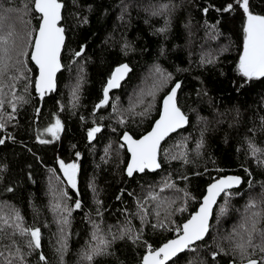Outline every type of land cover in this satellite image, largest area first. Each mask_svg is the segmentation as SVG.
Masks as SVG:
<instances>
[{
  "label": "snow or ice",
  "instance_id": "snow-or-ice-1",
  "mask_svg": "<svg viewBox=\"0 0 264 264\" xmlns=\"http://www.w3.org/2000/svg\"><path fill=\"white\" fill-rule=\"evenodd\" d=\"M76 3V0H73ZM130 4H125L121 0L120 15L118 20L124 21L128 14ZM181 5L174 0H156L155 3L139 4L147 18L145 24L153 17L160 18L163 23L158 28H153V34L167 38V34L172 29L173 16ZM63 0H0V131L7 132L11 124L17 127V115L19 110L32 102L31 89L41 101L57 88V73L64 67L62 63V50L66 46V27L63 11L65 9ZM213 6L209 4L202 11L207 14ZM219 13L238 12L241 17L242 48L238 52V59L235 61L234 71L245 81H253L264 78V4L261 11H253L251 0H233L221 8L215 9ZM78 26L89 23L88 17L74 14ZM33 19L36 26H33ZM17 22L20 27H17ZM189 24L184 25L188 28ZM211 31L216 32V25H207ZM219 24V21H217ZM106 37L104 43L108 44ZM122 43L119 44L120 52L128 56L135 51L132 42L122 36ZM226 50V49H225ZM87 44H79L78 50H72L69 69L73 64L77 65V79L70 90L69 107L75 109L80 102V93L84 82V64L79 61L85 57ZM163 45L160 54L164 55ZM216 58L201 55L199 64L203 67L206 64L215 63ZM29 63L35 66V72ZM87 63V60H85ZM178 71L181 69H177ZM132 68L129 63L115 62V66L110 68L106 80L101 83L98 102L93 105L92 115L95 117L98 110L111 106L110 117H116L119 125L126 124L125 113L134 116L145 117L156 108L158 94L168 87L173 80L171 72L164 70L159 64H154L150 69L151 84L146 89L140 88L136 93V100L130 103L125 110L120 108V97L113 98L112 90L120 89L122 82L126 80ZM201 83H203L201 81ZM182 82L176 80L171 84L170 90L163 96L162 102L157 111L154 123L150 125V130L146 131L138 139L124 131L120 136L119 149L126 147L129 158L124 169L127 176L132 177L134 173H144L145 170L155 172L162 168L161 151L162 142L170 138V134L177 130L184 129L191 124L189 113H196L195 108L189 107L186 112L181 104L180 92ZM204 89L196 90V97L206 96ZM59 105V112L65 111V105L56 101ZM146 105V106H145ZM142 108L137 112V108ZM39 116L41 109H34ZM237 116L239 110L237 109ZM59 112L53 111L47 124L41 129H36L35 139L41 145L52 144L61 140V134L65 131V124ZM84 121L85 117H80ZM100 121L105 117L100 116ZM203 125L202 127H199ZM103 123H98L93 119L92 125L87 127L86 137L92 142L98 133H101ZM194 129L199 127V135L194 139V146L189 147V142L193 140L191 134L182 137L175 144V151L164 148L163 160L171 163L178 161L182 167L195 165L196 161L203 155L206 145L205 134L208 131L205 117L196 114V124ZM260 131L264 133V117H261ZM115 132L116 128H112ZM252 136H245L243 144L245 146L246 159L250 158L261 171H264V146L256 142V129H249ZM6 140L15 142V137L8 133L4 138H0V145ZM26 147V145H25ZM76 148V145H72ZM112 145L105 147V163L111 156ZM29 152L31 148L27 149ZM237 151H240L238 148ZM77 160L65 162L64 159L56 158L59 171L63 174V180L55 177V169L50 168L49 172L60 184H54L50 177L48 184V209L53 214V223L57 230L53 233L55 244L51 245L53 259L42 250V231L37 226L36 220L39 210L31 204L34 211V222L29 225L21 209L8 202L0 204V264H69L67 257L71 251V226L74 210L82 208L79 198L74 203H70L72 197L69 196L67 188L78 189V174L80 165L77 162L81 153L75 152ZM243 167V166H242ZM7 170L6 165H0V173ZM244 172L250 177L248 180L247 199L241 209H236L239 213V220L233 225L231 230L225 234H217L213 237L211 245L205 243L206 237L213 228L210 219L213 216V206L218 203V198L223 199V203L216 210V220L219 224L222 217L226 216L232 208V200L235 197H242L244 192L240 191L243 184L240 175H218L207 184L206 190L197 200L188 189L189 176L180 174L173 178L172 173L162 177L159 184L149 186L147 194L135 197V211L129 212L127 208L121 210L124 219L115 225L105 226L103 201L96 198L95 179H90L88 187L94 193L95 216L91 213L85 214L90 230L84 239L83 244L76 251L75 261L72 264H99L101 258H112L114 264H126L114 251L117 242L131 244L137 250L136 264H177L182 255L187 256L185 264H217L219 256H230L228 264H264V181H260V191L252 194L256 187L252 177V172L248 167H244ZM208 171L207 167L204 169ZM222 171V170H218ZM194 175H202L195 172ZM29 178L31 176L29 175ZM177 179L184 182L181 188L177 184ZM66 181L63 187L61 184ZM12 192V187L5 189ZM172 191L174 196L164 195L165 192ZM133 196V193H129ZM121 195L116 197L121 200ZM198 203V207L189 212L182 222H178L177 214L183 215L189 211V202ZM138 219L140 226L137 227L133 220ZM48 225L45 224V227ZM150 227L153 235L167 232L169 237H160L154 244L145 238V232ZM79 235V234H77ZM7 241V242H5ZM227 245V247H225ZM214 249V250H210ZM208 257H211L209 260ZM32 258V259H30Z\"/></svg>",
  "mask_w": 264,
  "mask_h": 264
},
{
  "label": "trees",
  "instance_id": "trees-1",
  "mask_svg": "<svg viewBox=\"0 0 264 264\" xmlns=\"http://www.w3.org/2000/svg\"><path fill=\"white\" fill-rule=\"evenodd\" d=\"M155 3L156 0H124L125 4H130L128 14L124 21L117 17L120 15L121 0H63L65 9L63 11L66 27V46L62 50V63L64 67L57 75V88L53 93L48 94L43 101L36 96L34 87L31 89L32 102L24 105L18 112L17 127L11 124L7 132L0 131V138H4L8 133L15 137V142L6 140L0 145V165H6L7 170L0 173V204L8 202L21 209L26 223L31 225L34 222V211L31 204L39 210L36 220L37 226L42 231V250L53 259L51 245L55 244L53 233L57 226L53 223V214L47 205L49 202L48 184L50 177L54 184H60L63 174L59 171L56 158L64 159L65 162L77 160L75 152L79 151L81 156L78 159L80 171L78 174L79 196L76 190L67 188L69 196L72 197L70 203H74L79 198L82 208L74 210L71 226V251L67 257L69 264L75 261V253L83 244L90 226L85 219L86 213L95 216L94 193L88 187L90 179H95L96 198L103 201L102 211L104 212L105 226L115 225L124 219L121 210L127 208L129 212L135 211V197L143 198L149 190V186L159 184L162 177L172 173L173 178L180 174L189 176L188 189L199 200L205 191L206 185L212 178L228 173L238 174L242 177L243 184L240 188L245 195L235 197L232 200V208L229 213L222 217L219 224L216 220V210L223 203L222 197L214 207L213 216L210 223L212 230L206 237L205 243L212 244L213 237L217 234H225L240 216L236 209H241L245 203L248 193V180L250 177L244 172V167H248L252 172L251 179L256 182V187L252 194L260 191L259 183L264 181V171H261L250 158L246 159L243 138L252 136L249 129L255 128V139L258 144L264 146V133L260 131L259 125L261 117H264V78L253 81H245L234 71L235 61L238 59V52L242 48L241 17L238 12L219 13L215 9L225 6L233 0H174L181 5L173 16L172 29L167 34V38L153 34V28H158L163 21L158 17L149 20L139 4ZM253 11L260 12L264 0H251ZM211 4L213 7L205 14L202 9ZM75 13L88 17L89 23L78 26ZM186 28L184 25L189 24ZM219 21V24H217ZM207 25H216L215 35ZM36 26V20L32 21ZM17 27H20L17 22ZM109 39L105 44L106 37ZM126 37L132 42L135 48L128 56L120 52L119 44L121 37ZM87 44L85 57L79 63L84 64V82L80 93L78 107H69L70 90L77 79V65L73 64L69 69L72 50H78L79 44ZM163 45L164 55L160 54ZM226 49V50H225ZM201 55L215 57V63L200 66ZM87 60V63H85ZM129 63L132 72L122 82L120 89L113 90V98L120 97V108L125 110L130 103L136 100V93L140 88H147L151 84L150 69L154 64H159L167 72H171L173 80L168 87L162 90L156 100V108L145 117L134 116L125 113L126 124L119 125L116 117H110L111 106L98 110V114L93 117V105L98 102L101 83L106 80L111 67L115 62ZM29 67L35 66L29 63ZM181 69V70H177ZM176 80L182 82L180 92L181 104L187 112L189 107L195 108L196 113H189L191 124L184 129L177 130L170 134L162 142L161 162L162 168L151 172L145 170L144 173H134L132 177L127 176L124 169L127 166L129 155L126 148L119 149L121 143L120 136L124 131H128L133 137L138 138L150 129V125L157 118L156 109L159 108L163 96L170 89L171 84ZM201 81L203 83H201ZM204 89L206 96L196 97V90ZM60 101L65 105V111L59 112ZM146 106V105H145ZM39 107L41 112L36 115L34 109ZM239 110V116L237 111ZM142 108L138 107L137 112ZM53 111L59 112L65 124V131L61 134V140L52 144L41 145L36 139V129L43 128ZM205 117L208 131L205 134L206 145L203 155L196 161L195 165L182 167L178 161L171 163L163 160V149L168 148L175 151V144L182 137L192 135L193 140L189 142V147L194 146V139L199 135V127L194 129L196 124V114ZM85 117L81 121L80 117ZM100 116L105 117L100 121ZM93 119L98 123H103L101 133L89 142L86 137L87 127L92 125ZM112 128H116L113 132ZM111 144V156L105 163V147ZM26 145V147H25ZM76 145V148H72ZM31 148L29 152L27 149ZM240 151H237V149ZM243 166V167H242ZM207 167L208 171L204 169ZM55 169L56 180L52 177L49 169ZM222 170V171H218ZM200 172L202 175H194ZM29 175L31 178H29ZM179 187L183 188L184 182L177 179ZM66 185L64 181L61 186ZM12 187V192L5 189ZM133 193V196H129ZM121 195V200L116 197ZM164 195L174 196L172 191L165 192ZM198 203L189 202V211L182 216L177 214L175 219L182 222ZM133 223L139 227L140 221L134 219ZM45 224L48 226L45 227ZM79 234V235H77ZM169 233H158L155 236L150 227L145 232V238L156 243L160 237H169ZM7 242V241H5ZM227 247V245H225ZM214 250V249H210ZM114 251L126 264H136L137 250L126 242H117ZM211 260V257H208ZM32 259V258H30ZM187 256L182 255L177 264H185ZM230 256H219L217 264H228ZM32 264L35 260L32 259ZM99 264H114L112 258H101Z\"/></svg>",
  "mask_w": 264,
  "mask_h": 264
},
{
  "label": "water",
  "instance_id": "water-1",
  "mask_svg": "<svg viewBox=\"0 0 264 264\" xmlns=\"http://www.w3.org/2000/svg\"><path fill=\"white\" fill-rule=\"evenodd\" d=\"M57 75H58V73H57ZM114 90H116V89H114ZM170 90V89H169ZM113 91V90H112ZM161 102H162V100H161ZM157 118H158V116H157ZM154 123V122H153ZM150 130V129H149ZM148 130V131H149ZM130 134V133H129ZM143 135V134H142ZM135 138V137H134ZM139 138V137H138ZM138 138H136V139H138ZM122 142V141H121ZM126 148V147H125ZM225 175H238V174H234V173H228V174H225ZM211 182V181H210ZM206 187H207V185H206ZM206 187H205V190H206ZM218 200H219V198H218ZM216 205H214L213 206V210H214V207H215ZM198 207V206H197ZM212 218V217H211ZM210 221H211V219H210Z\"/></svg>",
  "mask_w": 264,
  "mask_h": 264
}]
</instances>
